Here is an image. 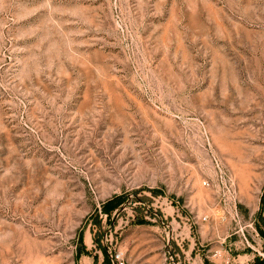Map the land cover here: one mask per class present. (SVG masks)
I'll use <instances>...</instances> for the list:
<instances>
[{"label":"rangeland","instance_id":"rangeland-1","mask_svg":"<svg viewBox=\"0 0 264 264\" xmlns=\"http://www.w3.org/2000/svg\"><path fill=\"white\" fill-rule=\"evenodd\" d=\"M262 194L264 0H0V264L264 261Z\"/></svg>","mask_w":264,"mask_h":264},{"label":"crops","instance_id":"crops-1","mask_svg":"<svg viewBox=\"0 0 264 264\" xmlns=\"http://www.w3.org/2000/svg\"><path fill=\"white\" fill-rule=\"evenodd\" d=\"M264 194H262V197L260 199V208L255 212L254 218H253V225L255 226V229L253 227L252 230H254L253 232H256V236L257 237L255 239H261L264 240ZM253 250V249H252ZM248 251H250L248 249ZM247 251V249H244V256H240L239 258H241L242 260H246L247 264L250 262L251 264H259L261 263L262 259L260 257H257V255L252 252L249 254V252ZM247 252V253H245ZM221 255V253H218ZM207 262V261H206ZM203 263V264H206Z\"/></svg>","mask_w":264,"mask_h":264},{"label":"trees","instance_id":"trees-1","mask_svg":"<svg viewBox=\"0 0 264 264\" xmlns=\"http://www.w3.org/2000/svg\"><path fill=\"white\" fill-rule=\"evenodd\" d=\"M122 198H116L114 200L109 201L105 207H104V211L107 215L111 216V214L113 213V211H115L118 206L121 204ZM264 201V199H263ZM107 255V258L110 260V262L112 263V260L110 259V255H108V253H105ZM259 264H264V261H261V263Z\"/></svg>","mask_w":264,"mask_h":264},{"label":"built area","instance_id":"built-area-1","mask_svg":"<svg viewBox=\"0 0 264 264\" xmlns=\"http://www.w3.org/2000/svg\"><path fill=\"white\" fill-rule=\"evenodd\" d=\"M114 261L117 263V264H125L124 263V259L121 255L119 254H116L115 257H114Z\"/></svg>","mask_w":264,"mask_h":264}]
</instances>
